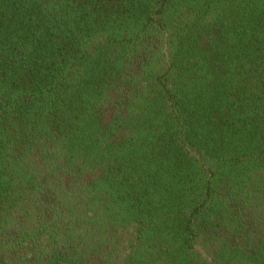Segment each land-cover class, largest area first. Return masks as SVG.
<instances>
[{
    "label": "trees",
    "instance_id": "trees-1",
    "mask_svg": "<svg viewBox=\"0 0 264 264\" xmlns=\"http://www.w3.org/2000/svg\"><path fill=\"white\" fill-rule=\"evenodd\" d=\"M0 264H264V0H0Z\"/></svg>",
    "mask_w": 264,
    "mask_h": 264
}]
</instances>
